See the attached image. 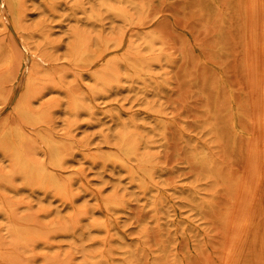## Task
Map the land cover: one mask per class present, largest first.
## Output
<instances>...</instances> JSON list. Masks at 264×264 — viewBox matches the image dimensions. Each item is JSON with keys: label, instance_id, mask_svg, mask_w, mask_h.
Instances as JSON below:
<instances>
[{"label": "rangeland", "instance_id": "obj_1", "mask_svg": "<svg viewBox=\"0 0 264 264\" xmlns=\"http://www.w3.org/2000/svg\"><path fill=\"white\" fill-rule=\"evenodd\" d=\"M56 1L24 0L18 19L0 4V50L15 55L11 65L5 55L1 59L0 136L7 124L23 126L34 141L33 158L51 166L68 185L64 195L31 188L0 150V245L5 253L15 257V264H226L232 249L243 245L250 264H264V169L256 172L260 164L249 155L258 141L236 138L231 131V91L219 73L246 112L243 126L253 128L261 101L253 96L258 91L250 79L257 74L248 73L247 18L241 6L231 0H110L135 18L130 25L97 0ZM263 14L262 20L254 13L253 18L264 23ZM147 34L155 37L153 52L144 50ZM79 37L92 39L99 56L105 51L99 42L109 40L105 53L120 63L125 44L118 51V42L142 44L149 66L138 78L122 64L116 82L94 92L90 66L73 61ZM253 56L256 66L264 59ZM34 76L36 91L30 85ZM25 94L36 114L32 122L16 109L17 98ZM72 95L84 100L79 113L72 111ZM125 130L138 140L137 157L122 154ZM48 132L64 145L61 167L49 163L51 154L40 136ZM8 208L13 218L3 214ZM248 216L257 227H240ZM14 221H31L40 237L18 244L11 233ZM235 233L249 234V242L237 243Z\"/></svg>", "mask_w": 264, "mask_h": 264}, {"label": "bare ground", "instance_id": "obj_2", "mask_svg": "<svg viewBox=\"0 0 264 264\" xmlns=\"http://www.w3.org/2000/svg\"><path fill=\"white\" fill-rule=\"evenodd\" d=\"M22 1L24 2V0H0V4L2 5V6H7L8 7V9L10 10H12V12H13V14H14V16L18 19V18H20V15H21V10L23 9L22 8V6L24 5L23 3H22ZM50 1V0H49ZM53 2H54V0H52ZM56 1V0H55ZM98 2H99V4L103 7V8H106L108 11H110L111 13H113L114 15H116V16H118L119 18H121V19H123L124 21H126L128 24H130V25H132L133 23H134V20H135V18H133V17H131L130 15H129V13L124 9V8H118V7H114V6H112L113 5V3L112 4H110V0H97ZM120 3L121 2H123L124 0H118ZM224 1V0H223ZM261 1V0H260ZM53 2H52V4H53ZM57 2V1H56ZM112 2V1H111ZM128 2V1H127ZM130 2V1H129ZM231 2H232V4H233V6L234 7H238V6H241V10L245 13V15H246V18H247V20H246V28H247V35H248V43H249V46H248V55H249V59H250V64H249V72L248 73H255V74H257V75H259V76H257V75H251L250 76V79H252L253 78V81H254V83L253 84H255V87H254V85L252 86V84H251V80H248L247 82H249L250 84H251V88H252V91H254L253 90V87L255 88V89H257V90H255V92L256 91H258L259 92V94H258V92H256V93H253V92H251V93H253L254 95V97L256 98V96H257V98L258 99H260V101H257V103H259L260 102V104H257V106H253L252 105V107H254L253 109H252V112L251 113H253V110H255V108L256 109H258L259 110V107L261 106V111L258 113V112H256L255 114H254V116H256V114L258 113L259 115V117H256V119H255V117L253 116V114H252V116L254 117L253 119H255L254 120V124H253V128H251V129H248V128H246L245 126H243V124H242V122L245 120V117H246V112H245V110L238 104V101H237V97H236V94H235V92L233 91V87L229 84V82H228V80H227V77L225 76V74L223 73V72H221L220 70H219V73H220V75H221V84L222 85H224V86H226L227 87V89H230V91H231V101H230V104H229V110H230V113H231V115H232V118H231V122H230V128H231V131L233 132V134H234V136L236 137V138H238L239 136L240 137H245V138H248V139H251L252 141L253 140H257L258 142L257 143H255V144H257L254 148H252L253 150H252V152H251V154H249V155H253V156H251V158L253 157L254 159H253V161L255 160V158L257 159L256 161H254L255 163H258L259 162V164L260 165H258V164H256L257 165V169H256V172H260V171H262L263 169H264V141H262L263 140V138H264V64L260 67V66H258V64L260 63V62H262L263 60H259L258 58H260L261 59V54L264 56V29L263 28H261L260 26L261 25H263L264 23H263V21H261L263 18L262 17H260V16H262L261 14L264 12H262L261 10V13H260V15H259V13H258V11H259V9L261 8V6H260V8H259V5H263V0H262V3H260L258 6L257 5H255V3H257L256 2V0H231ZM51 3V2H50ZM226 3V2H225ZM23 4V5H22ZM77 4V3H76ZM79 4V3H78ZM258 4V3H257ZM48 5V4H47ZM48 6H50L51 8L53 7V6H51V5H48ZM56 6V5H55ZM254 6L256 7H258V10L256 11L255 9H254ZM264 6V5H263ZM81 7V6H80ZM122 7V6H121ZM256 7V8H257ZM51 8H49V10L51 9ZM78 8V7H77ZM82 8V7H81ZM143 8V7H142ZM7 9V8H6ZM7 9V10H8ZM74 9H76V8H74ZM255 10V12H257V13H255L253 10ZM263 9H264V7H263ZM2 11H3V9H1ZM5 10V9H4ZM76 10H78V9H76ZM250 10H252L253 11V13H254V17H256L257 15H258V19H259V17L261 18V20H259L260 21V25L259 24H257V26H259L258 28H260L261 29V31H260V29H258L257 28V26H255L256 25V23L257 22H259L258 20H256V18H253V13L251 12V15H250ZM53 11V10H52ZM83 11V10H82ZM24 12H26L25 10H24ZM11 13V12H10ZM12 14V15H13ZM255 14H257V15H255ZM23 15H24V13H23ZM10 16H11V14H10ZM25 16V15H24ZM253 19H255L254 20V22H253V20H252V18ZM135 17V16H134ZM263 17H264V14H263ZM22 18V17H21ZM115 18V17H114ZM242 18V17H241ZM12 20V19H11ZM16 20V19H15ZM140 20V19H139ZM20 21H22V20H20ZM141 21V20H140ZM17 22V21H16ZM15 22V23H16ZM142 23H143V21H141ZM140 22V23H141ZM256 22V23H255ZM254 23H255V25H254ZM262 23V24H261ZM243 24V23H242ZM140 25H142V24H140ZM242 27H244V26H242ZM263 30V31H262ZM19 33V32H18ZM76 33V32H75ZM149 34V33H148ZM147 34V36H148V38L146 39V41H143V45H144V50H145V48H148V50L150 51V52H153L154 51V38L155 37H153V35L151 36V35H148ZM75 35V34H74ZM245 35V34H244ZM243 35V36H244ZM80 36V35H79ZM76 37V36H75ZM78 37V36H77ZM92 39L91 40H89V38L88 39H86V38H82V37H79L78 38V40H77V43H75L76 44V47H75V49H74V55H73V61L76 63V64H82V65H85V66H90V69H92L91 70V72H90V75H91V77H92V79L95 81V83H96V86H94V87H92V89L94 90V92H98V91H100V90H102L103 88H105V87H110L112 84H114L115 82H116V79H118L117 77H118V68H119V66L120 65H122V64H124V65H126L128 68H129V70H130V72L132 73L131 74V76L132 77H140L142 74H143V71H145L146 69H147V67L149 66V64H148V60H147V58H146V56H145V54H144V50H143V48H142V44H140V45H138V46H134L133 45V43H130V42H128L127 44L126 43H124V41H120V42H118V44H117V50L119 51V49H121L122 47H123V45L125 44V50L122 52L123 54H125V57L123 58V60H122V63H120L119 61H115V60H113L112 59V57H113V55L111 54H108V53H105L107 50H108V44H109V40L108 41H105L104 42V40H102V41H100L99 42V44L100 45H102V47H104V49H105V51H102V53H103V55H97L98 53H97V51L96 50H93L92 49ZM103 42H104V45H103ZM10 46H11V44H10ZM8 47V46H7ZM244 47H246V46H244ZM9 48V47H8ZM11 48H12V46H11ZM141 48H142V50H141ZM254 48H258L257 50H260V51H258L259 53H256V52H254ZM260 48V49H259ZM245 50V49H244ZM254 53H255V55H257V56H261V57H256L255 56V58L256 59H258V61H260L259 63L257 62V66H256V61H255V63L253 64V60H254ZM246 54V53H245ZM6 56L7 57V62H5V63H9L10 65H11V63H13V61H14V59H15V55H14V53L11 51V49H5V50H3V49H1L0 50V66L2 65V61H4L3 59V56ZM264 58V57H263ZM1 59H2V61H1ZM6 59V58H5ZM246 61V60H245ZM103 63V64H102ZM246 63L247 62H245V65H246ZM4 64V63H3ZM262 64V63H261ZM6 66V65H5ZM5 66H4V68H5ZM13 66V65H12ZM147 66V67H146ZM2 67V66H1ZM247 67V66H246ZM247 69V68H246ZM245 69V70H246ZM2 70H4V69H2ZM10 70V69H9ZM39 70V69H38ZM247 70V71H248ZM31 71H33V70H31ZM41 71V70H40ZM82 72V71H81ZM244 72V71H243ZM247 73V72H246ZM30 75H32V74H30ZM59 76V75H58ZM247 76V75H246ZM256 76V77H255ZM55 77V76H54ZM61 77H62V75H61ZM61 77H59V78H61ZM257 77H259V78H257ZM30 78V77H29ZM31 79V81H30V85H31V87L33 88V90L34 91H36L37 89H36V86H37V84L39 83V79H38V77L37 76H34V77H32V78H30ZM80 79V78H79ZM27 80V81H28ZM54 80V79H53ZM56 80V79H55ZM50 81V80H49ZM55 82V81H54ZM78 82V81H77ZM1 83H3V82H1ZM26 83H28V82H26ZM248 83V85H250ZM1 85V84H0ZM62 85V84H61ZM3 86V85H2ZM5 86V85H4ZM3 86V87H4ZM6 87V86H5ZM63 87V86H62ZM71 87V86H70ZM2 88V87H1ZM66 89H67V87H66ZM3 90H5V89H3ZM68 90H70V89H68ZM73 91V90H72ZM90 91V90H89ZM24 92V91H23ZM22 92V93H23ZM93 91L91 92L92 93V95H93V93H94ZM81 93V92H80ZM74 94V93H73ZM255 94H257L256 96H255ZM22 95V94H21ZM26 95V94H25ZM259 95V96H258ZM73 96V97H72ZM71 97H72V102H71V108H72V111H74V112H76V113H79L81 110V108H83L84 106H85V104H84V100L82 99V98H80V97H78L77 95H72ZM0 97H2L1 96V94H0ZM21 97V96H20ZM84 97V96H83ZM3 98V97H2ZM24 98V97H23ZM251 98V97H250ZM18 100H19V98H17ZM30 99H31V97H27V95H26V97L24 98V99H20L21 101H18L17 100V107H16V109H17V111H18V113L21 115V117L24 119V121H27V122H32V121H35L36 120V117H35V113H34V111H33V109L31 108V102H30ZM252 99V98H251ZM255 101V100H254ZM252 103V102H251ZM255 103V102H254ZM14 105V106H15ZM258 105H260L259 107H258ZM86 108V107H85ZM263 108V109H262ZM80 110V111H79ZM218 111V110H217ZM220 112V111H219ZM218 112V113H219ZM75 113V114H76ZM250 119V118H249ZM250 121V120H249ZM52 134V133H51ZM50 134V135H51ZM49 135V132H48V134H42V135H40V136H42L41 138H42V141H43V145L46 147V149L49 151V154H51L50 156V158L52 159V162H49L50 163V165H52V166H54V167H61L62 166V161H63V143L59 140V139H56V138H53V136L51 135L50 136ZM217 136V135H216ZM121 146H120V148H121V151H122V154H123V156L124 157H127V158H132V157H137V151H138V140H137V138L135 137V136H133L132 135V133L131 132H129V131H126L125 130V132H123L122 134H121ZM260 139H262V140H260ZM236 140V139H235ZM219 141V140H218ZM221 141V140H220ZM251 141V142H252ZM236 142V141H235ZM250 145H251V143H249ZM235 145V143L233 144V146ZM252 146V145H251ZM34 147V141H33V139H32V136L29 134V133H27L26 132V130L23 128V126H17V127H13L11 124H7L6 125V127L4 128V130H3V134L0 136V150L2 151V153L5 155V156H8L9 158H11L12 159V161H11V164H13L14 163V165H15V173H17V174H19L20 175V177H23L24 178V180H25V182H26V185H28V186H30L31 188L33 187V188H40V189H44V190H47V191H55L54 193H56V194H60V195H64V194H66L67 192H68V185H66L64 182H62V180L58 177V175L55 173V172H53L52 170H51V166L50 167H48V165H46V163H39V162H37L36 161V159H34L33 158V156H32V154H31V150H32V148ZM248 147V146H247ZM44 148V147H43ZM35 150V149H34ZM233 150H234V148H233ZM248 150H250L251 151V149H249L248 148ZM47 151V152H48ZM250 151L248 152V153H250ZM35 152V151H34ZM33 152V153H34ZM39 153V152H38ZM246 155H248V154H246ZM248 155V156H249ZM247 156V157H248ZM38 157V156H37ZM250 157V156H249ZM36 158V157H35ZM198 158V157H197ZM108 159L109 160H113V161H117V162H119V163H121V164H125V161H124V159H122L121 157H120V159H117V157H115V156H109L108 157ZM250 159V158H249ZM199 161H202V162H207V160H206V158L205 157H200L199 156ZM252 161V162H253ZM250 162V161H249ZM249 162H247V165H248V163ZM208 164V163H207ZM251 162H250V166H251ZM253 165H254V163H253ZM263 167H262V166ZM129 166V165H128ZM13 168V167H12ZM55 168V169H56ZM255 168V167H254ZM263 168V169H262ZM55 169H54V171H55ZM209 169V168H208ZM13 170H14V168H13ZM209 170H211V167H210V169ZM208 171V170H207ZM264 171V170H263ZM251 172V171H250ZM256 172H255V175H256ZM212 173V172H211ZM253 174V173H252ZM210 175V174H209ZM254 175V177L253 178H255V177H257V176H255ZM257 175H259V177H261L260 175H261V173H259V174H257ZM211 177L213 176L212 174L210 175ZM246 176V175H245ZM248 176H249V174H248ZM253 176V175H252ZM252 176H251V179H252ZM258 177V178H259ZM262 177H263V175H262ZM2 177H1V175H0V179H1ZM214 178V177H213ZM215 178H216V176H215ZM222 178V177H221ZM256 180H258L257 178H255ZM245 180V179H244ZM247 180V179H246ZM260 180H262V179H260ZM252 181V180H251ZM235 182V181H234ZM242 182H243V179H242ZM248 182H249V180H248ZM253 182H255V181H253ZM238 183V181H236V183H234L235 185ZM240 183V182H239ZM257 183H258V181H256L255 182V184H256V187H257ZM245 185H246V183H244ZM248 184H250V183H247V185ZM240 185V184H239ZM246 185V186H247ZM253 185V184H252ZM234 186V185H233ZM236 186H238V185H236ZM236 186H235V188H236ZM242 186V185H241ZM249 186H251V185H249ZM254 186V185H253ZM240 187V186H239ZM244 187V185L242 186V188ZM256 187H254L255 189H256ZM241 188V187H240ZM241 188V189H242ZM246 188H248V187H246ZM253 188V187H252ZM251 188V189H252ZM234 189V188H233ZM249 189H250V187H249ZM250 189V190H251ZM240 190V189H239ZM243 190H245V188L243 189ZM248 190V189H247ZM247 190H245V191H247ZM264 190V189H263ZM237 191V190H236ZM260 191V190H259ZM238 192V191H237ZM249 193H252V192H254V191H248ZM241 193H243V191L241 192ZM245 193L246 192H244V194L243 195H245ZM261 193V192H260ZM263 193H264V191H263ZM247 194V193H246ZM55 195V194H54ZM241 196H242V194H240ZM252 195H253V193H252ZM68 196V195H67ZM239 196V195H238ZM238 196H237V198H238ZM65 197V196H64ZM248 197H250L249 195H248ZM256 197H258V196H256ZM255 197V198H256ZM240 198H242V197H240ZM245 198H243L242 199V201L243 202H245V200H244ZM251 199V198H250ZM252 199H254V198H252ZM257 199V198H256ZM256 199H254V200H256ZM259 199V198H258ZM262 199V198H261ZM260 199V200H261ZM240 200V199H239ZM238 200V201H239ZM247 201H250V200H247ZM252 201V200H251ZM250 201V202H251ZM258 201V203H259V200H257ZM237 203H240V201L239 202H237ZM247 204H249L248 202H247ZM247 204H245V206H243V205H241V206H243V208L242 209H244V207H247ZM257 204V203H256ZM260 204H261V201H260ZM238 205H240V204H238ZM250 205V204H249ZM248 205V206H249ZM234 206H235V204H234ZM240 206V207H241ZM251 206V205H250ZM238 207V206H237ZM255 207H256V205H255ZM239 208V207H238ZM252 208L253 209H255L254 208V206H252L250 209H251V211H252V213H254L253 212V210H252ZM257 208H259L260 209V207H257ZM261 208H262V206H261ZM264 208V207H263ZM262 208V209H263ZM233 209V208H232ZM235 209V208H234ZM233 209V210H234ZM247 209V208H246ZM245 209V211H247ZM237 210V209H236ZM239 210V209H238ZM241 210V209H240ZM242 211V210H241ZM244 211V210H243ZM242 211V212H243ZM250 211V212H251ZM254 211H256V209L254 210ZM259 211V210H258ZM261 211V210H260ZM263 211H264V209H263ZM262 211V212H263ZM233 212V211H232ZM237 212H239V211H237ZM248 212H249V210H248ZM247 212V213H248ZM249 212V213H250ZM241 213V212H240ZM243 213H245V212H243ZM252 213H250V215L249 216H251V214ZM264 213V212H263ZM262 213V214H263ZM3 214L5 215V216H7V217H9V218H13L12 217V211H10V208H8V209H5L4 210V212H3ZM234 214V213H233ZM242 214V213H241ZM246 214V213H245ZM255 214V213H254ZM256 214H257V212H256ZM255 214V215H256ZM259 214V213H258ZM258 214L256 215L257 217H258ZM238 215H239V213L237 214V217H238ZM248 215V214H247ZM236 216V215H235ZM248 216V217H249ZM252 216H254V215H252ZM264 216V215H263ZM244 217V215L242 214V218ZM240 218H241V216H240ZM246 218V217H245ZM240 219L241 221H240V227H246V228H248V227H251L252 228V226H253V228H255L254 227V225H255V222L253 221V220H251V218L250 219H248V218H246V219ZM253 218H255V217H253ZM19 219H21V218H19ZM238 218H235V220H237ZM14 220V219H13ZM234 220V219H233ZM255 220V219H254ZM257 220V219H256ZM258 220H259V218H258ZM263 220V219H262ZM18 222H19V220H17ZM23 221V219L21 220V222ZM18 222H13V224H12V231H11V233H12V235L17 239V243L18 244H20L22 241H23V244L26 242V241H30V240H32V239H35V238H38V237H40L38 234H37V227L36 226H34V225H32L31 223V221H30V224H27V223H25V224H22V223H18ZM232 222V221H231ZM258 223H259V221H257ZM229 223V222H228ZM234 223H235V221H234ZM237 223H239V222H236V224ZM231 223H229V225H230ZM259 225V224H258ZM232 226V225H231ZM256 226V225H255ZM56 227V226H55ZM238 227H239V225H238ZM257 227V226H256ZM259 227V226H258ZM235 228V227H234ZM257 229V228H256ZM232 230V229H231ZM234 230V229H233ZM236 230V229H235ZM56 231V230H55ZM246 231V230H245ZM248 231V230H247ZM244 232V231H243ZM254 232V231H253ZM230 233V232H229ZM239 233V232H238ZM257 233V232H256ZM259 233V232H258ZM263 233V232H262ZM232 234V233H231ZM251 234V233H250ZM235 235H236V233H235ZM248 236H249V234H248ZM246 234H243V233H241V234H238V235H236V237H235V240H236V242L238 243V242H240V244H242V243H245L246 241H248L249 242V237H248ZM258 237V236H257ZM262 237V236H261ZM14 238V239H15ZM234 238V237H233ZM251 239V238H250ZM259 239V238H258ZM232 239H230V241H231ZM229 241V240H228ZM230 244H231V242H230ZM235 244V243H234ZM243 246V245H242ZM242 246L241 245H238L237 247H234V245H233V249H232V251H231V253H230V257H229V260H228V262L226 263V264H250V261L248 262V260H246V258H245V256H246V250L245 249H243L242 248ZM248 246V245H247ZM262 247V246H261ZM229 248V247H228ZM6 249V248H5ZM4 249V250H5ZM3 250V248H2V246L0 245V264H15V262H14V260H13V258L12 257H14V256H12V257H9L6 253H5V251ZM9 250V249H8ZM229 250H230V248H229ZM260 250H261V248H260ZM250 253V252H249ZM262 254V253H261ZM256 255V254H255ZM261 258V257H260ZM14 259H15V257H14ZM264 258H262V260H263ZM227 260V259H226ZM259 261H261L260 259H258ZM17 261V260H16ZM17 263V262H16ZM262 263H264V262H262ZM224 264V263H223Z\"/></svg>", "mask_w": 264, "mask_h": 264}]
</instances>
